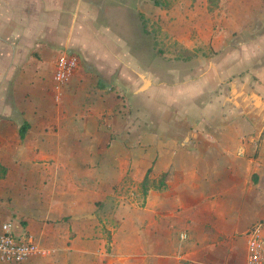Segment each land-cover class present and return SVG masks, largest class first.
Masks as SVG:
<instances>
[{
    "label": "crops",
    "instance_id": "obj_1",
    "mask_svg": "<svg viewBox=\"0 0 264 264\" xmlns=\"http://www.w3.org/2000/svg\"><path fill=\"white\" fill-rule=\"evenodd\" d=\"M153 1L0 0V228L47 252L21 264H244L264 240V0ZM155 10L190 56L144 58L127 16Z\"/></svg>",
    "mask_w": 264,
    "mask_h": 264
},
{
    "label": "built area",
    "instance_id": "obj_2",
    "mask_svg": "<svg viewBox=\"0 0 264 264\" xmlns=\"http://www.w3.org/2000/svg\"><path fill=\"white\" fill-rule=\"evenodd\" d=\"M78 66L74 55L62 54L55 63L54 83L56 88L66 84ZM184 238V236H181ZM47 252L32 240H21L13 234L12 226L5 223L0 228V262L21 264L31 257H45ZM264 263V240L261 236L260 224L253 227L247 234L246 258L244 264Z\"/></svg>",
    "mask_w": 264,
    "mask_h": 264
},
{
    "label": "rangeland",
    "instance_id": "obj_3",
    "mask_svg": "<svg viewBox=\"0 0 264 264\" xmlns=\"http://www.w3.org/2000/svg\"><path fill=\"white\" fill-rule=\"evenodd\" d=\"M160 1L164 6L166 5V3H168L170 7L174 6L177 3H180L183 7H186L189 4L188 0H160ZM195 1L197 2L199 0H194V2ZM128 2L131 3L130 6L136 4L135 0H128ZM206 3L209 9L208 16L210 20L216 21L214 10L218 4V0H206ZM135 14L133 15L131 14L130 16L129 15L127 16V22L132 26L130 30H128V33L130 39H132L131 37L136 38L137 36L144 34L143 37L144 40L142 42L143 44H139L135 46L141 49V51L144 54V58L146 60L149 59V56L152 54L153 51L155 57L158 55L157 52H161L159 56H160V63L162 66L168 64L169 61L168 56L170 55V53H174L178 57L190 56V54L189 55L186 54L185 50L182 47H180L178 44L174 43V41L170 39V36H172L171 34L173 33H177V35H182L184 33L183 28H177L175 30L174 28L169 29L168 22H169L170 13L164 15L163 12L157 13V11L155 10V14H153L152 12L146 13V16L147 15L150 16V18L148 19L144 18V16H142L141 14L138 13ZM157 16H159L160 21L153 20V18L155 19ZM134 17L138 19L137 28H135ZM216 27L217 25L213 29L209 30L210 36H211V31L216 32ZM208 50H211V47H209Z\"/></svg>",
    "mask_w": 264,
    "mask_h": 264
},
{
    "label": "trees",
    "instance_id": "obj_4",
    "mask_svg": "<svg viewBox=\"0 0 264 264\" xmlns=\"http://www.w3.org/2000/svg\"><path fill=\"white\" fill-rule=\"evenodd\" d=\"M154 5H159L160 2L159 1H156L154 0L153 1ZM26 127V124L24 125V127L20 128V137L23 138L24 134H25V130L24 128ZM6 174V169L0 165V177H3L4 175ZM147 183H148V178L145 177V179L143 180L142 184H141V188H142V191L145 193L147 191Z\"/></svg>",
    "mask_w": 264,
    "mask_h": 264
},
{
    "label": "water",
    "instance_id": "obj_5",
    "mask_svg": "<svg viewBox=\"0 0 264 264\" xmlns=\"http://www.w3.org/2000/svg\"><path fill=\"white\" fill-rule=\"evenodd\" d=\"M13 234H14V232H13ZM14 236H15L16 238H20V236H17V235H15V234H14Z\"/></svg>",
    "mask_w": 264,
    "mask_h": 264
}]
</instances>
